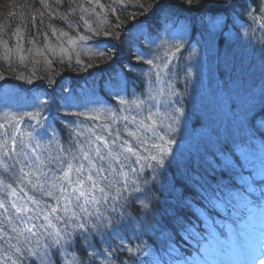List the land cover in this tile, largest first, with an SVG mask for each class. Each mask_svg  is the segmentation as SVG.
Instances as JSON below:
<instances>
[{
	"label": "trees",
	"instance_id": "trees-1",
	"mask_svg": "<svg viewBox=\"0 0 264 264\" xmlns=\"http://www.w3.org/2000/svg\"><path fill=\"white\" fill-rule=\"evenodd\" d=\"M164 2L165 8L161 10L153 7L157 0H123V3L120 0H62L61 3L56 0L43 3L42 0H0V85L6 82L13 86L10 102L0 105V124L5 128L8 127L5 117L11 118L21 107L22 97L27 94L36 97L37 84L43 83L55 85L54 94L45 91L42 99L49 102L48 109L52 108L65 120L51 122L65 137L68 131L65 125L84 118L65 115L79 112L74 104L81 106L89 99L87 101L92 104L113 105L119 94L139 95L145 90L146 79L153 81L154 75L157 77V66L163 64L169 52H175L180 58L185 55L184 49L195 51L196 47L206 48L211 68L217 58L221 74L226 68L230 69L228 76L222 77L226 83L227 79L234 81V75L241 71L243 99L251 93L247 91L248 86H258L256 102L252 103L245 123L241 124V135L239 131L237 136L229 131L227 138L222 140L211 134L208 146H203L206 142L202 148H196L198 151L186 152V158L168 161L163 171L162 167L149 169L139 176L147 181L140 188L155 193L154 210L145 214L142 209L137 212L139 203L128 206L127 223L118 226L119 236L105 235L104 239L97 236L93 240L97 249L108 248L109 244L116 247L120 239L133 249H142L134 257L122 251L115 264H120V260L127 264H196L203 262L215 249L227 247L225 241L232 237L231 234L238 236L240 247L242 244L251 249L247 240L249 229L264 210V167H257V158L251 157L254 149L258 155L259 152L264 154V43L257 39L264 36V32L250 19L249 26L256 30L255 35H245L230 17L244 18L249 5L264 6V0L255 3L253 0H200L199 5L183 4L182 0ZM221 18L231 20L227 23ZM186 27L193 29V40L189 39L191 31H186ZM18 28L19 33L16 32ZM98 52L104 55L95 54ZM137 56H142L143 60H137ZM148 60L153 63H147ZM194 62L186 65L193 67ZM84 75L89 80H84ZM17 82L24 88L36 86V89L28 93L19 88ZM15 98L17 103L12 102ZM85 122L94 123L87 118ZM243 128L249 129L251 134L242 132ZM248 135L257 136L262 144L254 138L247 143L244 138ZM240 139L238 152L226 150L230 146L236 150ZM213 140L217 141L216 146H211ZM13 156L14 152L6 158L9 165L6 174L0 167V195L5 185H18L14 183L18 177L14 174ZM203 163L211 166L210 173L195 170ZM240 168L241 174L237 177ZM137 197L144 198L134 193L129 200ZM104 214L116 219L110 209ZM104 259L101 256L98 264Z\"/></svg>",
	"mask_w": 264,
	"mask_h": 264
},
{
	"label": "snow or ice",
	"instance_id": "snow-or-ice-1",
	"mask_svg": "<svg viewBox=\"0 0 264 264\" xmlns=\"http://www.w3.org/2000/svg\"><path fill=\"white\" fill-rule=\"evenodd\" d=\"M56 2L61 3L62 0ZM120 2L123 3V0ZM182 3L199 5L200 0H182ZM78 7L84 11L82 6ZM153 7L163 10L164 0H157ZM246 15L264 32V6L248 8ZM84 22L87 24V21ZM19 31V28L16 29L17 33ZM255 31L251 26L244 29L245 35H255ZM99 34L98 32L97 35ZM61 35L66 36L67 33ZM257 39L264 43V36ZM176 50L179 51V48ZM95 54L104 55L103 52ZM20 59L23 62V56ZM136 59L143 60V57L137 56ZM147 63L152 64L153 61L148 60ZM121 103L128 102L121 100ZM41 104H47V101H41ZM95 111V115L87 117L89 121L111 119L115 122L117 119L115 112L106 109ZM25 115L36 121V125L30 126L32 131L21 132L15 127L13 122L18 124L23 117L14 114L11 118L5 117L7 128L0 124V128H3L0 132V166L7 170L9 165L6 158L15 152L16 156L12 160L21 175L18 182L14 183L23 185L18 191L17 187L7 184L0 195V217H3L0 225L10 226L12 233L9 235L5 228L0 227V239L5 240L7 245L4 253L0 255V264H98L101 256L105 258L102 264H115L122 251L131 253L133 257L136 252L142 251L139 247L133 249L126 245L124 239H120L116 247L109 244L108 248L97 249L93 240L97 236L101 239L105 235L119 236L118 226L127 223L128 206L139 203L137 212L142 209L145 214L154 210L157 198L155 193L150 194V191L140 188L147 181L140 179L137 166L140 171L144 169L145 161H155L157 166H163L164 155L171 152L170 145L176 141L165 140V135L156 131L157 121L152 119L150 113L146 120L138 123L135 117L132 118V123L136 125L135 130H131L127 123L121 129L113 128L110 122L86 127L84 121L79 124L72 121L65 125L69 130V140L74 141L71 147L65 148L60 140H55L53 146L55 132L47 143L40 139L49 135L48 129L40 123L43 119L41 113L37 111ZM65 115L85 117L86 113L68 112ZM148 119L151 123L147 122ZM123 120L128 121L129 117L124 116ZM167 127L175 131L171 124ZM124 133L127 134V139L124 138ZM149 134L164 143H151L149 146ZM17 136L22 139L18 140ZM4 149L8 151L5 152ZM153 149L155 155L152 154ZM21 156L23 159L17 160ZM148 167L152 165L149 164ZM25 188L35 189L40 193V198L29 195ZM134 193H139L144 198L137 197L130 201L129 197ZM101 208H104V212L110 209L116 219L113 215H105ZM61 223L63 227L59 226ZM120 264L127 262L120 260Z\"/></svg>",
	"mask_w": 264,
	"mask_h": 264
},
{
	"label": "rangeland",
	"instance_id": "rangeland-1",
	"mask_svg": "<svg viewBox=\"0 0 264 264\" xmlns=\"http://www.w3.org/2000/svg\"><path fill=\"white\" fill-rule=\"evenodd\" d=\"M206 51L207 50L205 47H196L194 54L190 56V59H194V61L196 60L193 64V68L196 62H200V65L198 64L199 66L203 64L206 67V69L200 67L198 72L188 67L184 61H181L175 52H169V54L165 56L163 64H158L159 67L157 66L155 73L157 74V77L154 75L153 81H151L150 78V83L146 85L143 93L135 96L133 99H126L124 98V94H120V97L117 99V103L112 107L98 104L97 106L85 112L86 117H84V119H86L88 116L95 115V110L106 109L109 112L117 113V119L115 122H112L111 119L108 121H93L94 123L87 122V124L84 122L85 126L87 127L102 122H110L112 123L113 128L119 127L123 129L124 125L127 123L131 130H135L136 125L132 123V118L135 117L138 123L139 121L146 120V118L149 117V114L151 113L152 119H156L157 121L156 131L161 135H165V140L173 139L176 141V143L170 145L171 152L164 155L165 163L163 166H157L155 161H145V166L142 171H140L139 166H137L139 176L141 177L142 174H145L149 169H160L162 167V171L165 170L164 168L168 161L178 162L180 157H187V155L184 156L187 154L186 152L194 150V152H196L198 151L196 148H198V146L199 148H202V144H205L206 142L207 144L203 146H208L210 143L209 139L212 136L211 134H215L216 137H218V135L223 136V133L225 134L226 131L230 129V132L232 131L233 135L237 136V129L239 128L241 135V123H245V120L249 115L251 105H253L252 103L256 102L255 96L258 86H248L247 91H250L251 93L248 94L249 97H245L246 99H243V96L241 95V71H238V74L234 75L236 76L234 81L230 82L227 79L226 83L222 77L228 76L230 69L226 68L224 70V74H221L219 69H217V58L214 60V62H212L213 67L211 68V65L209 64L211 62L208 59L209 55L206 54ZM175 65L180 69L181 76H174L173 78L172 74L174 69L172 66ZM171 68V79H169L167 76V71L169 69L171 70ZM229 87L233 88L234 91H230ZM121 100L127 101L128 103H121ZM32 101L33 100L28 101V104H30ZM40 106L41 102L38 101L37 111L41 113ZM177 109L180 111L178 112ZM37 111L31 113H35ZM25 114L26 113L18 114V116L23 117V120L21 125H19L20 123H15V127H18L20 131L22 130V132L32 131V127L30 126L35 125L36 121L31 120ZM41 115L43 117V114ZM124 116H128L129 120L124 121ZM233 118L236 120L235 125L230 123V119ZM1 120L3 121V119ZM147 122L151 123V120L148 119ZM40 123L46 127V125L42 122V119ZM169 124L172 125V129H175V131L168 129L167 125ZM27 125L29 126L27 127ZM242 132H248L246 134H251V131L247 128H243ZM49 135L40 137L42 142L47 143L49 139H52V135ZM149 136L151 137L148 140L149 146L151 143H164L163 141H160L158 137L151 136V134H149ZM17 137H19L18 140L22 139L20 136ZM256 137L257 136L248 135L246 137L248 139H244L247 143H249L254 139L257 141L258 139ZM124 138H128L126 133H124ZM55 140H58L56 135L53 139V146L55 145ZM60 141L63 145H65L66 141L69 145L74 143V141H70L69 138L65 142L61 139ZM239 142H241V139L236 143V150L231 148V146L226 148V150L230 152H238L237 150L241 149V147L238 145ZM216 145L217 144L214 143V146ZM142 154L147 155V153ZM152 154L155 155L154 149L152 150ZM14 156H16L15 152ZM19 159H23V157H17V160ZM149 164H151L152 167H148ZM0 167L5 174L8 172V169L5 170L3 166ZM15 171L16 172L14 174L17 175L19 179L21 174L18 167L16 166ZM25 171H27V169H25ZM141 185L144 187L145 184ZM20 187H23V185H17L18 191ZM24 190L29 195H36L37 198H40L39 192L36 191L31 193V191H34L35 189L25 188ZM262 223L263 225L258 226L264 228V221ZM59 226L63 227V224L61 223ZM1 227L5 228L9 235L12 234L10 231V226L1 225ZM257 235V241L260 245L259 247L261 248V252H254L252 255L249 253L251 257L248 259L251 261H245V258H243L242 255L235 256V248L231 250V252L229 251L227 254L224 252V257L222 256V260L220 259L221 262L216 257H214L215 259L210 258L208 260L213 262L211 264H224V262H227L228 264H264V233L257 232L256 236ZM12 242L15 243V241ZM230 244L236 245V240L231 239ZM0 245H3V247H0V255H2L7 247L5 240L0 239ZM9 255H11L10 251Z\"/></svg>",
	"mask_w": 264,
	"mask_h": 264
},
{
	"label": "bare ground",
	"instance_id": "bare-ground-1",
	"mask_svg": "<svg viewBox=\"0 0 264 264\" xmlns=\"http://www.w3.org/2000/svg\"><path fill=\"white\" fill-rule=\"evenodd\" d=\"M254 1V3L256 2V0H253ZM257 6L256 5H249L248 6V8H252V9H254V8H256ZM248 10V9H247ZM247 13V12H246ZM215 16H211V18H214ZM230 17H231V19H232V21H233V23H234V25H235V27L239 30V31H241V30H244L247 26H249V23H250V18L246 15V16H244V18L241 16V18H239V17H237V16H234V15H230ZM224 22H227V23H229V21L231 20L230 18H221ZM185 30L186 31H188V32H190L191 30H189V28L188 27H186L185 28ZM191 33V34H190ZM189 34H190V36H189V39H191V40H193L194 39V37H193V35L195 34L194 33V31H193V29H192V31L190 32ZM152 46L153 47H157V46H155L153 43H152ZM160 46V45H159ZM184 51V53L183 54H185L183 57L181 56L180 57V60L181 61H186V64H190V63H192V62H194V59H190V56L192 55V54H194V50H192V49H189V50H186V49H184L183 50ZM184 59V60H183ZM196 61V60H195ZM198 63H195V65H194V67L197 69V72H198V70H199V68L200 67H202L203 69H206V67L202 64L201 66H199V65H197ZM173 67V75H172V77L174 78V76L175 77H179V76H181V72H180V69L175 65V66H172ZM182 68V67H181ZM190 68H192L194 71H196L193 67H190ZM196 72V73H197ZM167 76H168V78L169 79H171V72H170V69L167 71ZM84 80H89V78H88V76L87 75H84L83 77H82ZM149 79L147 78L146 79V83L145 84H149ZM226 134H224L223 133V136H225ZM211 146H212V144H211ZM195 170H201V171H203V172H206V173H210L211 172V166L210 165H206V163H203V164H201V165H199L198 167H196V169Z\"/></svg>",
	"mask_w": 264,
	"mask_h": 264
}]
</instances>
